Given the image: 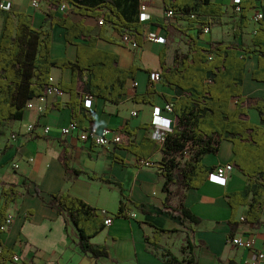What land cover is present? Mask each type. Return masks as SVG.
I'll return each instance as SVG.
<instances>
[{"label":"crops","instance_id":"0c3cea01","mask_svg":"<svg viewBox=\"0 0 264 264\" xmlns=\"http://www.w3.org/2000/svg\"><path fill=\"white\" fill-rule=\"evenodd\" d=\"M0 1L7 10L32 15L34 27L47 26L45 15L49 10L45 12L46 3L40 2V8L33 9L30 0ZM212 1L225 8L231 3V0ZM135 6H138L139 13L141 6L145 8L143 45L136 50L131 49L121 43V36L108 25L104 26L105 36L111 41L98 40L96 43L99 50L117 56L120 69L127 70L134 63L138 67L134 79L127 83L130 94L118 104L99 98H85L87 111L82 125V128L97 126L120 132L127 126L134 135L129 138L122 134L123 144L129 141L139 144L144 137L153 138L154 131L166 133L172 129L175 118L171 112L165 111L167 103L164 97L174 99L175 91L165 86L162 80L152 83L151 75L160 74L159 56L163 50L167 66L173 64L175 52L187 51L179 29L162 27L169 18L165 16L161 0H138ZM54 13L55 17L68 18L74 23L83 22L87 26H95L100 20L74 15L70 9L61 13L58 6ZM169 21L180 28L185 26L182 21ZM233 26L236 27V23ZM257 26L249 23L247 28L242 29L251 32L250 45ZM51 31V58L75 60L76 46L65 42V30L53 26ZM188 33L205 47L211 41L241 45L240 36L219 39L222 34L220 27L212 28L209 36L198 34L195 30ZM150 38H160L161 42H152ZM256 66L257 57L252 56L246 64L242 96L264 100V84L251 79V72ZM51 78L54 84H69L72 71L53 68ZM150 86H153L155 93L149 97V103L132 100L135 94L139 97L148 93ZM69 100L70 95L67 93L49 96L43 114L25 110L22 120L0 127V180L16 185L25 182L30 187L28 192L18 187L21 197L8 209V213L13 215L12 225L0 234L3 245L13 249L14 256L18 258V262L6 264H165L166 252L179 260L186 258L181 248L187 243L192 248L196 264H245L251 253L231 244L227 239L230 233L234 239L251 241L252 251L264 254V217L258 225L244 223L242 219L247 214V206H240L234 224L231 227L228 224L231 208L226 195L240 191L246 185V177L237 168H233L225 183L211 173L198 189L181 192L176 186H171V195L167 198L163 191L164 179L157 171L162 156L159 152L147 160L153 166H144L141 164L144 160L138 161L124 146L101 148L81 142L76 133L62 136L60 129L72 122L71 111L67 107ZM57 105L59 109H56ZM234 108L235 103L232 110ZM247 119L255 125L261 121L258 112L252 108L247 109ZM46 126L50 127V131L44 135L41 129ZM232 158V144L222 141L217 154L205 155L202 162L214 170L219 165L231 163ZM63 162L68 163V172ZM14 164L18 166L16 169H13ZM74 170H82L89 176L99 178L75 176ZM35 188L41 191L40 195L45 199L49 195L65 192L108 214L117 211L122 191L130 201L129 213H135L136 218L113 219L109 227L91 239L93 244L104 245L108 250V258L97 262L79 252L74 227H67L65 219L55 209L46 206L39 196L34 195ZM1 193L0 187V202ZM181 193L184 196L182 200ZM165 202L171 207H178L182 202L198 223L186 222L181 225L180 220L161 211ZM135 204L145 205L148 213L137 211ZM156 233L159 241L158 247L154 248L147 243L146 238L152 242ZM260 264H264V260Z\"/></svg>","mask_w":264,"mask_h":264},{"label":"trees","instance_id":"16d2710c","mask_svg":"<svg viewBox=\"0 0 264 264\" xmlns=\"http://www.w3.org/2000/svg\"><path fill=\"white\" fill-rule=\"evenodd\" d=\"M50 10L45 15V25L36 28L33 16L27 13L0 9V127L7 123L20 121L23 118L26 104L43 95L49 85L53 68L70 69L72 80L69 84L59 83L58 89L70 95L67 107L71 111L72 122L83 127L86 120L85 98L104 99L105 102L118 104L130 94L127 88L129 80H133L138 67L127 70L117 66V56L96 46L98 40L111 41L105 36L104 26L115 29L120 36L127 34L138 46L143 45V23L139 21L138 0H46ZM65 1L70 11L83 18L89 17L102 23L95 26L74 23L68 18L55 17L54 9ZM163 11L172 12L176 22H185L180 28L168 19L163 28L179 29L187 46L186 53L175 52L173 64L167 66L165 50L160 53V78L163 84L174 92V99L164 97L167 104L172 105L175 124L164 136V141L157 144L152 138L144 137L139 144L132 141L124 146L138 161H147L159 152L162 156L158 163V174L164 179L163 191L167 198L171 195V186L182 190L198 189L213 172L212 167L203 164L205 155H216L222 141L232 144L233 158L231 164L246 177V185L237 192L226 195L231 208V227L237 209L247 206L244 223L258 225L264 217V100L246 99L242 96L246 64L252 56L257 57V66L251 72L253 81L264 84V0H238L233 8L238 7L240 31L249 26L248 13L261 11L262 17L256 23L257 28L251 38V45L211 41L201 46L195 36L206 28L210 29L211 19L222 17L227 11L224 5L212 0H161ZM1 2V1H0ZM258 3L260 5L258 6ZM171 19V18H170ZM58 26L65 30L64 40L76 46L75 60L66 58L52 59L50 55L52 35L51 29ZM48 29H47V28ZM142 96H132L139 103H149L155 91L153 86ZM235 103V108H230ZM59 109V106H55ZM255 109L260 117L259 125L249 122L247 109ZM122 134L131 138L134 132L124 126ZM68 172V163L63 162ZM73 174L87 175L82 170H74ZM0 227L4 225L10 205L21 197L18 187L29 191L25 182L19 185L7 184L0 180ZM46 206L57 211L65 219L66 226L74 227L79 252L95 261L108 258V250L104 245H95L91 239L104 231V216L85 201L61 192L49 195L47 199L34 189ZM181 200L183 194L181 193ZM130 201L121 191V200L111 219L129 218ZM162 212L178 219L181 225L186 222L198 223L182 204L171 207L165 202ZM135 209L148 213L146 206L135 204ZM161 232L160 230H158ZM2 232L0 231V234ZM153 241L146 238L147 243L158 247L159 236L155 234ZM227 239H233L232 233ZM186 258L179 260L169 252L165 253V264H196L189 243L181 248ZM15 253L0 240V264L13 261Z\"/></svg>","mask_w":264,"mask_h":264},{"label":"built area","instance_id":"2783aa9c","mask_svg":"<svg viewBox=\"0 0 264 264\" xmlns=\"http://www.w3.org/2000/svg\"><path fill=\"white\" fill-rule=\"evenodd\" d=\"M30 5L33 9H39L40 8V0H30ZM70 5L69 3H65L62 2L58 5V10L61 13H64L66 11H69L70 9ZM0 9L2 10H7L4 6V4H2L0 2ZM144 6H141V15H140V21L143 22L145 20V12H144ZM235 11H239L240 9L238 7L234 8ZM172 12H165V16L167 18H172ZM262 14L261 11H256L254 13V22L258 23V21L261 19ZM99 23H102V20H99ZM209 29L206 28L204 30V33H208ZM152 42L155 43H160L161 39L160 38H150L149 39ZM121 43H123L124 45H127L128 47H130L131 49H138L139 46L136 44V42L134 41V39L130 36H128L127 34L121 36ZM49 85L47 86V88L45 89V92L43 95H40L39 97L29 101L26 104L25 110H35L38 114H43L46 110V101H47V97L49 96H60L62 95V92L58 89L57 84H54L53 80L51 77L49 78ZM151 81L153 82H160L161 78L159 74H152L151 75ZM91 97L86 98L89 99ZM165 111L167 112H172V105L171 104H166L164 107ZM155 118V117H154ZM153 123L155 124V122L153 121ZM161 124V121H160ZM42 133L44 135H47L50 131V127H43L42 129ZM72 133H76L77 138L84 143H91L97 147H101V148H105L108 146H116L119 145L123 142V135L120 131L118 130H113V129H109V128H99L97 126H88V128H81L78 126V124L74 123V122H70V124L64 128L60 129V134L62 136H68ZM165 133L157 130L154 131L153 133V138L152 140H154L155 142H157V144H161L165 139H164ZM12 138L14 139L15 136H12ZM141 164L144 166H153L149 161H141ZM18 166L16 164L13 165V169H16ZM234 166L231 163H227V164H223V165H219L217 167L214 168L212 174H214V176L219 179V180H223L226 179L227 176L229 175V173L233 170ZM100 213L105 217L104 218V226L105 228H107V226L109 227L112 219L110 217V215L105 211V210H101ZM130 218H136V214L135 213H128ZM12 220H13V215L11 214H7L6 215V219L4 222V225H2L0 227V231L3 233L5 232L10 225H12ZM243 220V219H242ZM230 243L233 244L235 247L240 248V249H245V250H249L251 253V257L249 260H247L245 262V264H260L261 262H263L264 260V254L261 252H256V251H252V247L253 244L251 243V241H242L239 239H232L230 240ZM13 261L14 262H18V258L17 256L13 257Z\"/></svg>","mask_w":264,"mask_h":264},{"label":"rangeland","instance_id":"374dc122","mask_svg":"<svg viewBox=\"0 0 264 264\" xmlns=\"http://www.w3.org/2000/svg\"><path fill=\"white\" fill-rule=\"evenodd\" d=\"M238 0H231V3L227 6L226 5V12L225 14L220 17V18H216V19H211L210 20V23H211V27L209 29V32L208 34L207 33H204L205 35L209 36L211 35V29L212 28H215V27H220L222 29V34L220 35V38L219 39H222V40H227V38H231L232 36L233 37H241V44L242 45H246V46H249L250 45V35H251V32L249 30H245V31H239L237 29V27L233 26L235 23H238L239 22V13L237 11L234 10L232 4L233 3H236ZM40 2H43V3H46L48 6H45V12H47L48 10H50V7L51 5L48 4L47 1L45 0H40ZM260 5V3H258V6ZM44 7V6H43ZM57 8V7H56ZM254 13L255 11H250L248 13V20H249V23L251 25H255L256 23L254 22ZM70 14V12H69ZM68 14V15H69ZM141 15V13H139V16ZM169 20H172V22H176L174 18H171ZM139 21H140V17H139ZM145 22V20L143 21V23ZM185 24V22H183ZM235 31V32H234ZM55 37V36H54ZM230 108H233V103L231 104ZM227 180L226 179H223V183H225Z\"/></svg>","mask_w":264,"mask_h":264}]
</instances>
